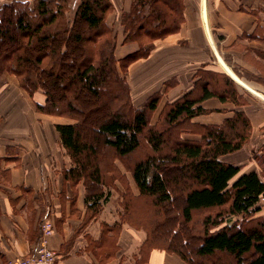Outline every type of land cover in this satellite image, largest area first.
<instances>
[{
	"label": "trees",
	"instance_id": "trees-1",
	"mask_svg": "<svg viewBox=\"0 0 264 264\" xmlns=\"http://www.w3.org/2000/svg\"><path fill=\"white\" fill-rule=\"evenodd\" d=\"M110 11L108 0L0 4V74L9 72L17 76L30 96L42 92L45 103L37 106L40 112L66 116L73 121L57 124L55 130L72 163L64 172V179L82 181L88 210L95 212L109 196L102 182L97 147H108L124 158L139 147L146 131L154 154L133 162L128 170L138 197L150 198L154 208L165 214L157 227H164L167 222H174L176 228L180 223L187 225L192 212L197 210L221 208L222 211L203 217L202 233L195 241L183 232L178 237L175 227L168 237L161 231L149 232L143 228L147 232L144 246L175 253L186 264H201L194 260L216 253L226 254L234 264H264V217H255L260 210L259 200L264 196V183L256 173L238 175L237 167L220 160L240 150L245 143L249 124L244 114L235 112L220 125L200 126L199 141L177 140L168 154L159 155L162 132L148 128V115L155 111L159 95L151 96L139 108L134 107L126 80L117 73L115 64L125 62L126 76L128 64L145 58L154 40L178 30L183 0H132L130 12L121 16V24L123 43L137 44V50L121 60L115 57L113 35L101 43L91 39L102 36L98 31L106 28L103 21ZM70 12L72 19L65 20L64 16ZM139 33L151 40L148 48L143 49L135 42ZM109 40L111 48L105 53ZM88 42L97 44L95 62L87 54ZM199 74L203 87L198 98H192L189 93L163 109L169 126L205 113L198 104L208 98L235 101L224 89L212 88L208 77L215 75ZM231 83L228 79L225 85ZM112 85L110 102L100 103L103 92ZM126 105L130 111L133 109L130 115L123 111ZM180 179L190 184L177 196L173 186ZM177 198L181 199L179 209L174 206ZM125 223L134 225L130 220Z\"/></svg>",
	"mask_w": 264,
	"mask_h": 264
},
{
	"label": "crops",
	"instance_id": "crops-1",
	"mask_svg": "<svg viewBox=\"0 0 264 264\" xmlns=\"http://www.w3.org/2000/svg\"><path fill=\"white\" fill-rule=\"evenodd\" d=\"M10 1L33 0H0V4ZM108 2L111 11L103 22L119 41L115 57L121 60L137 50L134 43H123L121 24L132 0ZM205 17L203 21L201 0H183L178 30L154 40L145 58L128 64L125 77L134 107L158 94V115L186 94L198 98L203 87L199 73L226 75L219 59L264 95V0H205ZM114 31L121 33L116 36ZM249 93L253 96L241 105L236 102L238 96L234 102L216 97L203 100L198 105L206 112L192 120L199 127L220 125L235 112L243 113L249 124L248 137L240 150L220 160L237 167L238 175L256 173L264 183V99ZM44 103L42 92L30 96L17 76L0 74V264L32 252L45 217L53 223L48 246L55 254V264H186L175 253L147 249L144 229L128 223L117 231L105 229L109 221H119L118 215L107 214L102 202L95 212L87 209L82 181L64 179L72 163L55 130V125L73 121L40 112L37 106ZM131 190L139 196L132 178ZM259 206L255 217H264V196ZM113 236L112 246H106L105 239Z\"/></svg>",
	"mask_w": 264,
	"mask_h": 264
},
{
	"label": "rangeland",
	"instance_id": "rangeland-1",
	"mask_svg": "<svg viewBox=\"0 0 264 264\" xmlns=\"http://www.w3.org/2000/svg\"><path fill=\"white\" fill-rule=\"evenodd\" d=\"M72 15L73 14L70 12V14L64 16L65 20H67V18L71 20ZM98 32L101 33L102 36L100 38H97L95 36L96 38L95 37L91 38L92 41L95 39V41L101 43L104 42L105 39H110V37L113 35V31H109L106 28H100ZM114 33L117 36L119 33H121V31H114ZM91 36L94 35L91 34ZM134 40L135 42L140 43L143 49L148 48L151 42L149 38L144 37L141 33H139ZM118 42L119 41H117L116 39L115 45L118 44ZM108 44L104 47L105 53L108 52V50L111 48V44H112L111 40H109ZM135 45L137 46V44ZM96 46L97 44H93L91 42H88L86 44L87 54L90 58H92L93 62H95L98 59ZM115 65L119 77L120 78L123 77L124 80H126L125 62L118 63ZM208 78L211 80L212 88L217 89L219 91H222L224 89L225 93L228 94L227 96L233 100H236L237 99L236 97L238 96V101L236 100V102L240 105L243 102L247 101L249 97L253 96L245 89L234 83L232 80L231 81L233 84L231 83L232 84L231 86L225 85L226 81L228 82V79L230 78H228L224 74L215 75ZM112 87L113 85L110 86L107 89V91L103 92L104 96L101 97L100 103L110 102L109 92L111 91L110 88ZM120 88L122 90V87ZM261 96L264 95L261 94ZM121 105L122 102H120L119 106ZM123 111L127 115H130V112H132L133 109L130 111L126 105L124 106ZM148 116H149L148 128L153 129L155 133L162 132L163 144L160 147L159 155L168 154L171 151V149L174 147L175 142L177 140L199 141V126L198 124H196V122H193V120L189 121L188 119H182L177 123L176 126H169L164 119L163 110L158 115H155V111H154L153 113H150ZM146 136H147V132L145 131L143 136L141 137L139 147L131 155L124 158L118 157L115 154V152L108 147H104L101 145L97 147V153L99 155L97 157V161L99 163L102 173V182L105 186V192L109 193L108 199L106 200V202L103 203L106 205L105 208L107 209V214L113 216L118 215L117 221H119V222L109 221V225H106L105 229L107 230L112 229L114 231H117V229L121 227L122 223L125 224L127 220H130V222L134 224L133 225L134 227L137 228L139 227L141 229L144 228L149 232L157 231L159 233L161 231L166 235V237L172 234L173 229L175 227V230L178 233L177 235L178 237H180L181 233L183 232L188 235V238L193 239V241H195L194 239H197L199 238V236H201L202 233L201 222L203 217L206 216L207 214L214 215L216 212L222 211V209L214 208V209L194 211L192 212L190 222L187 225L180 223V226L177 228L174 222L173 224H169L167 222L164 225V227L162 226L157 227L162 221H164V217H166L165 214H163L162 211L154 208L152 204V200L150 198L133 196V192L131 190V177L128 174L129 173L128 169L131 168L133 162L137 160L145 159L146 157L154 154L149 143L147 142ZM189 184H190L189 181L182 179L177 180L173 186L175 195L181 196L180 195L181 189H183ZM180 205H181V199L177 198L176 203H174L175 209H179ZM114 239L115 236L105 239V241L107 242L106 246L111 247L112 243L114 242ZM90 247H93V245H90ZM194 262L201 264H234L232 259L223 253L221 254L216 253L211 257L202 258V259L196 258Z\"/></svg>",
	"mask_w": 264,
	"mask_h": 264
},
{
	"label": "built area",
	"instance_id": "built-area-1",
	"mask_svg": "<svg viewBox=\"0 0 264 264\" xmlns=\"http://www.w3.org/2000/svg\"><path fill=\"white\" fill-rule=\"evenodd\" d=\"M40 229L41 237L32 252L27 256L9 260L7 264H55V254L48 246V239L54 231L52 221L49 218H43Z\"/></svg>",
	"mask_w": 264,
	"mask_h": 264
},
{
	"label": "bare ground",
	"instance_id": "bare-ground-1",
	"mask_svg": "<svg viewBox=\"0 0 264 264\" xmlns=\"http://www.w3.org/2000/svg\"><path fill=\"white\" fill-rule=\"evenodd\" d=\"M201 14L203 17V21L206 20L205 17V0H201ZM219 64L221 65V67L223 68V70L225 71L226 75L237 85H239L240 87L246 89L247 91L253 93L254 95L261 97L262 99H264L260 94L256 93L252 88H250L248 85H246L236 74H234L220 59H219Z\"/></svg>",
	"mask_w": 264,
	"mask_h": 264
}]
</instances>
